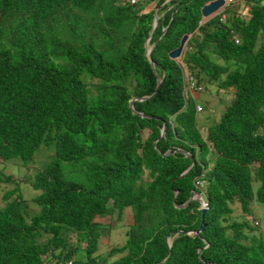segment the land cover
I'll return each mask as SVG.
<instances>
[{
  "label": "trees",
  "instance_id": "trees-1",
  "mask_svg": "<svg viewBox=\"0 0 264 264\" xmlns=\"http://www.w3.org/2000/svg\"><path fill=\"white\" fill-rule=\"evenodd\" d=\"M165 1L0 0V160L53 152L30 183L35 211L0 173L15 185L1 189L0 264H107L95 219L126 209L133 224L110 264H264V231L233 215L264 212V0L209 18L213 0ZM200 85L229 97L202 128Z\"/></svg>",
  "mask_w": 264,
  "mask_h": 264
},
{
  "label": "rangeland",
  "instance_id": "rangeland-1",
  "mask_svg": "<svg viewBox=\"0 0 264 264\" xmlns=\"http://www.w3.org/2000/svg\"><path fill=\"white\" fill-rule=\"evenodd\" d=\"M149 8H153V5ZM240 16L245 14L244 8H239ZM203 87V86H202ZM204 88V87H203ZM195 97H199L202 101H207L208 105H201L203 107V111L197 113V124L200 128L201 126H205L211 123H214L219 120L224 108L229 103V97L225 96L222 93H217L214 88L206 90L204 88V93L198 95L194 93ZM53 152L46 150H41L38 152L33 161L28 165H23L20 162H10L7 164H3L0 162V173L3 176H13L14 181L18 183L20 189V193L22 197L27 201V204L31 211H35L36 207L32 203V198H34L38 193L33 191L30 183L33 180L36 172L44 165L47 164L48 161L51 160ZM25 179H28L29 183H25ZM15 185L11 183L9 185H3L2 187L6 190H11ZM0 186V191L2 189ZM2 193L0 192V209L3 206V202L1 200ZM252 216L246 218L238 208H234V216H240L245 219L251 220L252 222L257 221V228L264 231V212L261 209L257 208L252 204ZM96 222L101 223L105 226L104 234L102 236V240L100 241L98 254L100 256H105L109 252V250L113 247L122 246L125 242V234L128 227L131 224V215L129 209L125 211V214L121 219H116V217H104L102 219H96ZM117 256H121L118 254ZM45 264V263H44Z\"/></svg>",
  "mask_w": 264,
  "mask_h": 264
},
{
  "label": "clouds",
  "instance_id": "clouds-1",
  "mask_svg": "<svg viewBox=\"0 0 264 264\" xmlns=\"http://www.w3.org/2000/svg\"><path fill=\"white\" fill-rule=\"evenodd\" d=\"M131 5H133L137 0H127ZM213 1H215V0H213ZM213 1H210V2H213ZM224 1V5L220 8V9H218L215 13H213L212 15H210V16H208V17H206V18H209V17H211V16H213V15H215V14H217L218 12H220L221 10H222V8L225 6V5H228V4H230V3H232V2H234V1H236V0H223ZM169 2V0H166L165 1V3H168ZM209 2V3H210ZM164 3V4H165ZM209 3H207L206 5H208ZM205 6V5H204ZM202 9V8H201ZM202 16V15H201ZM155 18L157 19V24H156V26H155V28L153 29L152 28V31H151V33H150V36H149V41H150V37H151V35H152V33H154V31H155V29H156V27H157V25H158V17L155 15ZM154 18V19H155ZM204 18V17H203ZM222 20L224 21L225 20V16L224 15H222ZM153 27H154V22H153ZM167 28V27H166ZM166 28H164L163 30H162V33H164V30H166ZM187 36V35H186ZM183 37V36H182ZM188 37V36H187ZM147 39V40H148ZM188 39V38H187ZM149 41H148V44H149ZM187 41V40H186ZM235 41V43L236 44H239V40L238 39H235L234 40ZM147 42V41H146ZM180 43V42H179ZM148 44L146 45V43H145V47H146V54H147V50H149V49H151V51H152V46L151 47H149L148 46ZM186 44V43H185ZM179 46V45H178ZM184 48H185V45H184ZM175 50V49H174ZM173 51V50H172ZM171 51V52H172ZM183 51H184V49L182 50V53H183ZM170 53V52H169ZM181 53V54H182ZM151 54V53H150ZM169 56V55H168ZM181 56V55H180ZM147 58H148V56H147ZM180 58V57H179ZM179 58H177L176 60H178ZM171 59V58H170ZM149 60V62H150V64H151V57H150V59H148ZM175 60V61H176ZM153 64V63H152ZM151 64V65H152ZM153 66V65H152ZM183 75H184V84L187 86V88H189V90L191 91L192 90V88L194 87V85H195V79L193 78V77H191V76H189L185 71H183ZM157 80H160V79H157ZM157 86V85H156ZM201 86V85H200ZM202 87V86H201ZM156 89V88H155ZM197 91L199 92L198 93V95H200V94H202V93H204V88L202 87V90L200 89V88H197ZM194 98H196V99H199V101H197V103H196V106H195V110H196V114L197 113H200V112H202L203 111V107L202 106H200V104L202 105H205V103H207V101H202V100H200V98L197 96V97H195L194 96ZM142 99V98H141ZM134 100V99H133ZM132 101V100H131ZM134 102V101H133ZM131 103V102H130ZM131 108H132V106H130ZM140 116H143V115H140ZM163 128H165V126H163L162 127V129ZM162 129H161V132H162ZM164 134H165V131H164ZM164 136V135H163ZM163 136H161V133H160V137H159V139L160 138H162ZM189 156V155H188ZM189 158L191 159V156H189ZM0 162L1 163H3L1 160H0ZM193 163H194V161H192ZM4 164V163H3ZM191 165H192V163H191ZM194 165H195V163H194ZM191 167V166H190ZM189 167V168H190ZM188 168V169H189ZM191 169H192V167H191ZM190 169V170H191ZM189 170V171H190ZM186 171V170H185ZM184 171V172H185ZM183 172V173H184ZM182 173V174H183ZM180 175V177H183L184 175ZM187 174V173H186ZM185 174V175H186ZM11 177H13V176H11ZM1 193H2V191H0ZM176 194H177V192H176ZM176 194H175V196H174V198H176ZM3 195V194H2ZM191 198H193L192 200H191ZM1 200H2V196H1ZM191 201H198L199 202V204H200V206H199V210L201 211V213H202V216H204V214H205V212L208 210V208H209V206H208V203H207V201L203 198V195L202 194H199V193H196V192H192V194H191V196H190V198H189V200H188V203L189 202H191ZM3 202V201H2ZM3 206H4V203H3ZM2 206V207H3ZM1 207V208H2ZM181 208L182 207H185V205H183V206H180ZM127 210V209H126ZM125 210V211H126ZM125 211L123 212V214L121 215V217H120V219L122 218V216L125 214ZM130 211V210H129ZM130 215H131V212H130ZM116 217V215H114V216H109V215H106V216H104V217ZM103 217V218H104ZM96 219H102V218H96ZM95 219V220H96ZM116 219H117V217H116ZM119 220V219H118ZM97 223H99V222H97ZM254 223V226L256 227L257 225H258V223H257V221H255V222H253ZM99 224H101V223H99ZM131 224H133V219H132V215H131ZM102 225V224H101ZM204 226L205 227V225L202 223L201 225H200V227H199V229L198 230H196V231H194V232H189L188 233V235H192V236H197L200 232H203V230H204V228H203V230L201 231L200 230V228H201V226ZM103 226V230H104V228H105V226L104 225H102ZM131 226V225H130ZM129 226V227H130ZM129 227H128V229H129ZM128 229H127V231H128ZM200 230V232H198L196 235H195V233L197 232V231H199ZM127 231H126V233H127ZM103 234H104V232H103ZM103 234H102V236H103ZM102 236L100 237V239H99V242H98V251H99V245H100V241L102 240ZM127 236H126V234H125V238H126ZM171 241H172V238H168L167 239V245L170 247L171 246ZM125 242H126V239H125ZM125 242H124V244H125ZM72 245H73V248H72V250L74 249V243H71ZM124 244L122 245V246H119V247H113V248H111L110 250H109V252L107 253V255H105V256H103L105 259H106V261H107V264H110L111 263V261H113V260H115V259H118V258H120L123 254H120L121 256H117L118 254H116V255H114V256H111V257H109V253H110V251L112 250V249H114V248H121V247H123L124 246ZM81 246V248H84V246H83V244H81L80 245ZM77 255H79V252L77 253ZM50 259V256H48L47 258H46V261H45V264H48V260ZM73 259L74 260H76V255L75 254H73V256H72V258L71 259H69V260H66V261H64L63 263H61V264H72V262H73ZM162 263V262H161Z\"/></svg>",
  "mask_w": 264,
  "mask_h": 264
},
{
  "label": "water",
  "instance_id": "water-1",
  "mask_svg": "<svg viewBox=\"0 0 264 264\" xmlns=\"http://www.w3.org/2000/svg\"><path fill=\"white\" fill-rule=\"evenodd\" d=\"M223 5H224V1H223V0H215V1H213V2H210L208 5H205V6L202 7V9H201V15H202V17L206 18V17L212 15V14L215 13L218 9H220ZM156 24H157V19L155 18V19H154V27H153V29L155 28ZM164 31H165V30H164ZM187 38H188V37H187L186 35H184V36L181 38L180 43H179V46H178L175 50H173L172 52H170V53L168 54V55H169V58H171L172 60H176L177 58L180 57V55H181V53H182V50L184 49V45H185V43H186ZM148 41H149V39L147 40L146 45L148 44ZM150 53H151V49L147 50V56H148V59H150V57H151V54H150ZM151 64H152V62H151ZM152 65H153V64H152ZM160 84H161V80H157V86H156V89H155L153 95L156 94L158 88L160 87ZM153 95H152V96H153ZM144 99H147V98L134 99V100L131 101L130 106H132L133 101H136V100L141 101V100H144ZM164 131H165V128L162 129L161 136L164 135ZM193 166H194V163L192 162L191 167H193ZM191 167H190L189 169H187L182 175H185L186 173H188L189 170L191 169ZM192 199H193V198H191V200H192ZM203 228H204V226L202 225L201 228H200V230L202 231ZM200 230L197 231V232L195 233V235H196L198 232H200Z\"/></svg>",
  "mask_w": 264,
  "mask_h": 264
}]
</instances>
